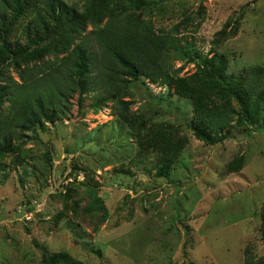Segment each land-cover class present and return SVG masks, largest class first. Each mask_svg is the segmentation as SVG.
Listing matches in <instances>:
<instances>
[{"label": "rangeland", "instance_id": "rangeland-1", "mask_svg": "<svg viewBox=\"0 0 264 264\" xmlns=\"http://www.w3.org/2000/svg\"><path fill=\"white\" fill-rule=\"evenodd\" d=\"M65 1L79 11L87 5V0ZM167 2L163 12L144 15L165 31L188 17L181 35L192 56L194 49L202 57L223 55L227 76L235 78L264 65V0ZM225 26L237 28L236 34L214 45ZM18 38L19 32L13 39ZM172 61L176 68L184 67L181 76L198 70L199 60L190 61L183 51ZM5 75L22 82L12 64L5 65ZM132 91L133 110L145 112L149 122L172 123L188 138L170 178L145 171L155 155L140 153L114 102L98 106L99 91L78 89L67 115L44 130L27 131L29 164L15 166L11 156L0 164V264H40L45 253L56 251H67L85 264H244L247 249L256 258L264 256V130L248 134L235 121L225 141L209 144L188 125L192 102L173 87L134 83ZM231 104L237 108L235 101ZM260 123L264 125V112ZM88 186L104 199V221L100 212L83 211L91 202ZM68 187L75 188L69 202L80 204L78 216L65 204Z\"/></svg>", "mask_w": 264, "mask_h": 264}, {"label": "trees", "instance_id": "trees-1", "mask_svg": "<svg viewBox=\"0 0 264 264\" xmlns=\"http://www.w3.org/2000/svg\"><path fill=\"white\" fill-rule=\"evenodd\" d=\"M167 1L87 0L79 11L78 5L65 0H0V81H6L0 83V164L8 156L15 166L29 164L25 145L31 136L27 131L44 130L67 115L78 89L80 93L99 91L94 102L98 106L114 102L118 119L132 131L140 153L155 155L152 167L145 171L155 170L157 176L167 179L188 138L172 123L149 122L145 112L132 109L134 83L173 87L176 94L190 100L194 115L188 125L206 143L225 141L235 121L246 126L248 134L264 130L260 123L264 65L256 64L235 78L227 76L228 59L223 55L202 57L194 49L192 56L191 49H185L190 43L183 45L181 35L188 17L168 31L156 29L152 18L148 19L163 12ZM72 30L77 33L73 35ZM18 32L22 38L14 40ZM236 32L237 28L228 31L225 26L216 33L214 45ZM92 41L99 47L94 48ZM177 51H183L190 61L199 60L192 76H181L184 67L174 66ZM52 53L54 61L45 59ZM37 61L47 62L41 66ZM7 64L19 70L21 83L5 75ZM51 159L47 152V162ZM88 187L91 202L83 211L91 215L100 212L101 221L106 220L104 199L95 187ZM74 192L75 188L68 187L65 204L78 216L80 204L69 202ZM261 216L264 239V205ZM95 251L102 255L101 250ZM40 264L85 263L67 251H56L45 253ZM244 264H264V256L256 258L247 249Z\"/></svg>", "mask_w": 264, "mask_h": 264}]
</instances>
